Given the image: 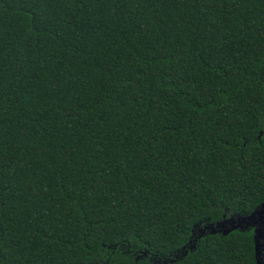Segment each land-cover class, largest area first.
<instances>
[{
	"label": "trees",
	"instance_id": "16d2710c",
	"mask_svg": "<svg viewBox=\"0 0 264 264\" xmlns=\"http://www.w3.org/2000/svg\"><path fill=\"white\" fill-rule=\"evenodd\" d=\"M264 0H0V264H258Z\"/></svg>",
	"mask_w": 264,
	"mask_h": 264
},
{
	"label": "water",
	"instance_id": "95a60500",
	"mask_svg": "<svg viewBox=\"0 0 264 264\" xmlns=\"http://www.w3.org/2000/svg\"><path fill=\"white\" fill-rule=\"evenodd\" d=\"M254 228V242L256 260L258 264H264V201L252 213L247 215H232L218 223H211L205 228H200L201 234L206 230L212 233H229L234 229Z\"/></svg>",
	"mask_w": 264,
	"mask_h": 264
}]
</instances>
